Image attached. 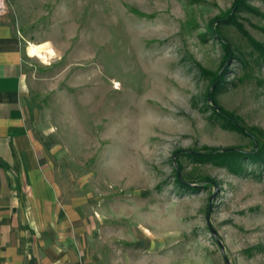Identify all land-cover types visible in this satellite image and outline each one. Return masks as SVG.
<instances>
[{
	"label": "rangeland",
	"instance_id": "obj_1",
	"mask_svg": "<svg viewBox=\"0 0 264 264\" xmlns=\"http://www.w3.org/2000/svg\"><path fill=\"white\" fill-rule=\"evenodd\" d=\"M0 10L21 39L53 184L51 213L30 215L37 247L84 264H227L223 244L231 264H264V0H0ZM30 42L53 56H31ZM211 91L255 138L220 118ZM207 147L262 152L187 154Z\"/></svg>",
	"mask_w": 264,
	"mask_h": 264
},
{
	"label": "crops",
	"instance_id": "obj_2",
	"mask_svg": "<svg viewBox=\"0 0 264 264\" xmlns=\"http://www.w3.org/2000/svg\"><path fill=\"white\" fill-rule=\"evenodd\" d=\"M22 60L21 39L0 10V264H84L77 255L37 247L29 234L31 216L51 213L54 192L26 106Z\"/></svg>",
	"mask_w": 264,
	"mask_h": 264
},
{
	"label": "trees",
	"instance_id": "obj_3",
	"mask_svg": "<svg viewBox=\"0 0 264 264\" xmlns=\"http://www.w3.org/2000/svg\"><path fill=\"white\" fill-rule=\"evenodd\" d=\"M218 81H222V79H218ZM218 84L217 81H215V84ZM216 84V86H217ZM215 86V88H216ZM209 98H210V101L213 103L212 107L214 108L213 110L220 116V118H222L225 122H227L228 125L242 131V132H245L246 134L250 135L251 137L255 138V135L252 131L251 128H247L245 127L240 120H238L237 117H235L234 115L226 112L225 110H223V108L219 107V105H217L216 103V99L214 97V91H211L209 93ZM204 150L206 152H201L200 150H196L197 152H194V153H187L189 154L190 156H197V157H200V158H219V157H230V158H235V157H239L241 155H244V154H249L251 158H255V157H258L261 155V152H256V151H253L252 153H247V152H244L240 149H237V148H232V149H220V148H210V147H207V148H204ZM181 182L182 179H180ZM200 186V185H199ZM198 186V187H199Z\"/></svg>",
	"mask_w": 264,
	"mask_h": 264
},
{
	"label": "bare ground",
	"instance_id": "obj_4",
	"mask_svg": "<svg viewBox=\"0 0 264 264\" xmlns=\"http://www.w3.org/2000/svg\"><path fill=\"white\" fill-rule=\"evenodd\" d=\"M27 51L31 56L39 57L43 60H48L54 52L45 43H32L30 42Z\"/></svg>",
	"mask_w": 264,
	"mask_h": 264
},
{
	"label": "water",
	"instance_id": "obj_5",
	"mask_svg": "<svg viewBox=\"0 0 264 264\" xmlns=\"http://www.w3.org/2000/svg\"><path fill=\"white\" fill-rule=\"evenodd\" d=\"M221 249H222V251H223V254H224V256H225V260H226L227 264H231L229 258L227 257V255H226V253H225V247H224L223 244H221Z\"/></svg>",
	"mask_w": 264,
	"mask_h": 264
}]
</instances>
